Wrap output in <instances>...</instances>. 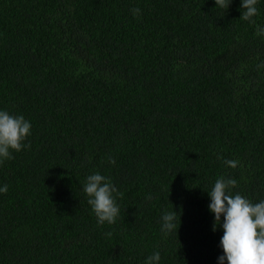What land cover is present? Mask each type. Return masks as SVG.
<instances>
[{"label": "trees", "instance_id": "1", "mask_svg": "<svg viewBox=\"0 0 264 264\" xmlns=\"http://www.w3.org/2000/svg\"><path fill=\"white\" fill-rule=\"evenodd\" d=\"M257 7L250 23L240 0H0V108L32 122L0 164V264H217L207 191L225 176L264 199ZM95 171L118 189L114 224L82 191Z\"/></svg>", "mask_w": 264, "mask_h": 264}, {"label": "clouds", "instance_id": "2", "mask_svg": "<svg viewBox=\"0 0 264 264\" xmlns=\"http://www.w3.org/2000/svg\"><path fill=\"white\" fill-rule=\"evenodd\" d=\"M264 0H240V18L255 23L254 17L259 14L257 5ZM232 0H215V6L228 9ZM133 15L139 16V7L132 9ZM256 34L264 37V25H256ZM258 67H264V61ZM32 122L23 114H12L5 108H0V164L13 157L27 147L25 143L32 134ZM223 159V163L231 168L237 167V161ZM115 158L109 163L115 164ZM237 180L231 177H218L210 191L208 211L213 216L212 230H222L219 246L222 254L217 258V264H264V199L253 203L248 197L240 193L233 194L232 188ZM8 184L0 185V194L8 191ZM82 191L87 195V203L97 218V223L114 224L120 216V206L116 200L118 189L111 178L99 171L87 175ZM151 199V196L148 197ZM180 212L165 210L160 217L161 232L176 233L180 226ZM111 235V233H108ZM160 252L154 251L145 258L144 264H159Z\"/></svg>", "mask_w": 264, "mask_h": 264}]
</instances>
